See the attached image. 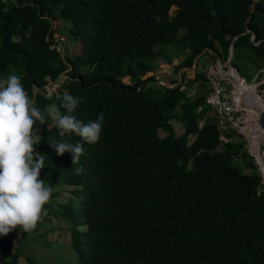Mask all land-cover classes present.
<instances>
[{
	"label": "trees",
	"instance_id": "trees-1",
	"mask_svg": "<svg viewBox=\"0 0 264 264\" xmlns=\"http://www.w3.org/2000/svg\"><path fill=\"white\" fill-rule=\"evenodd\" d=\"M235 38L238 72L244 55L263 70L264 0H0V79L19 75L45 116L36 125L35 153L45 157L40 179L55 191L74 187L45 207L66 226L39 246L64 264H264L263 178L244 144L233 142L236 130L221 140L206 101L207 74L192 80L184 73L175 88L145 79L157 60L172 64L181 53L177 72L206 49L224 64ZM62 75L59 93L47 97ZM65 94L80 100L76 119L104 114L96 144L63 138L84 147L75 165L71 153L59 156L49 144L62 138L48 108L64 114ZM172 119L184 127L181 136ZM9 234L0 236V264H20L31 237L14 247Z\"/></svg>",
	"mask_w": 264,
	"mask_h": 264
},
{
	"label": "clouds",
	"instance_id": "clouds-1",
	"mask_svg": "<svg viewBox=\"0 0 264 264\" xmlns=\"http://www.w3.org/2000/svg\"><path fill=\"white\" fill-rule=\"evenodd\" d=\"M79 103L78 97L65 94L60 104L64 114L57 108L48 113L62 138L49 144L59 156L71 153L73 165L80 161L84 147L63 138L75 134L87 145L96 144L104 124L103 113L88 123L76 119L72 113ZM37 121L40 125L45 124V116L25 91L21 77L10 73L0 79V236L17 228L31 232L46 215L44 206L52 196V189L40 179L45 157L35 153V147L42 139L38 135ZM260 175L264 176V169Z\"/></svg>",
	"mask_w": 264,
	"mask_h": 264
},
{
	"label": "rangeland",
	"instance_id": "rangeland-1",
	"mask_svg": "<svg viewBox=\"0 0 264 264\" xmlns=\"http://www.w3.org/2000/svg\"><path fill=\"white\" fill-rule=\"evenodd\" d=\"M54 29L60 30V29H63V27L61 23L55 22ZM60 35L61 34L57 33L55 36L58 38ZM174 49H179V48L174 47ZM70 52L73 54L79 53L80 46L76 44H72L70 48ZM247 56L248 55H244L245 58L243 60L237 61L238 69L240 70V73L242 75L241 77L246 78V81L248 83L258 86L259 91L264 96V72L258 71V68H257L258 65L256 61L255 62L250 61L249 59H247L248 58ZM184 57H185V53H181L179 56L174 58L175 60L172 64H168L167 62L163 60H157L158 68L156 69L154 73H149L145 77V79L155 76V79L159 85L165 84L166 88H169V87L175 88L181 84L180 82L181 75H183L184 73L187 74L188 78L190 76L194 78L192 73H190L191 70L189 68L181 69L178 72L176 71V66L181 61L184 60ZM201 58H199L198 65H196L195 67L196 68L195 70L197 73L198 72L206 73L208 78L211 77V75L213 74L218 75L220 78L224 77L219 74L218 67H217V63H218L217 60L215 61L210 57H206V58L203 57L202 59ZM223 65L225 66V69L227 70L226 66L228 65V63L226 62ZM191 68L193 69L194 67H191ZM259 74H263L262 77L259 76ZM67 78L68 76L62 75L61 80H59V83L53 84L52 82H50L44 92L45 95L47 97H52L54 94H58L60 91L59 85L63 83L65 80H67ZM176 81H178V83H174ZM124 82L126 84H130V79L127 77L124 79ZM229 83L231 86L230 90L234 91V79L232 77L230 78ZM198 87L199 85H196L195 90H198L199 89ZM194 92H195L194 90H191L190 96L194 95ZM234 98L236 99V96ZM52 108H56V107L54 106L49 107L48 108L49 111ZM243 109L244 110L240 112V118H241V121L243 122L242 127H245V124H246L245 122H248V121L246 118L245 108ZM178 111H179L178 112L179 114L181 110L178 109ZM211 115L215 116L213 111L211 112ZM171 124L173 126L176 136H181L184 133V127L182 126L180 121L176 119H172ZM249 128L251 129V126ZM236 131H237V134L233 138V142L237 144H241V143L244 144L243 150L247 151L250 157L253 158V162L258 167L257 169L258 172L261 173L260 171L261 168L259 164H257L258 163L257 159L255 158L253 154V150L251 148V140L247 138L246 134L243 131H240V130H236ZM159 133L161 137H165V134L162 131H160ZM191 139H194V136H191ZM246 144H249L250 146L248 145L246 148ZM242 157H243L242 153L240 154V156L237 157L238 158L237 163H239L240 165L244 164L242 163L243 161ZM245 172L246 174H250L252 172V169H247L245 170ZM263 183H264V179H263ZM78 188L80 189L81 186H79ZM73 189H74L73 186H70V187L63 186L57 189V191L52 189V196L49 202L44 207L48 205L54 206L55 204H57L58 201H63L65 198L70 196V191ZM56 193H58V195ZM45 210H46V215L42 217V220L40 221V224H41L40 227L37 226L35 230L31 232H22L20 229H18L9 234L12 245L14 247L21 246L24 242V239L26 240L28 236L31 237L30 241H28L29 245L25 246L22 249V256L20 258V264H30L27 258L33 259L34 261H36L37 264H54L57 260H60L59 258L53 257V255L50 254L51 251H49L46 247L39 246V244H44L46 242L47 238L44 235H46L49 231H52L47 236L49 240L57 238L59 236L57 235L58 228L65 227L66 222H65V219H58L57 217L49 214L47 209ZM65 262L66 261L64 258L63 260H60L59 264H64Z\"/></svg>",
	"mask_w": 264,
	"mask_h": 264
},
{
	"label": "bare ground",
	"instance_id": "bare-ground-1",
	"mask_svg": "<svg viewBox=\"0 0 264 264\" xmlns=\"http://www.w3.org/2000/svg\"><path fill=\"white\" fill-rule=\"evenodd\" d=\"M227 75L234 79L233 94L234 97L236 96V101L240 104L247 102L245 111L248 122H245L242 131L251 140L253 154L262 170L264 169V125L262 124L264 96L256 85L248 83L235 70H231ZM250 126L252 130L249 128Z\"/></svg>",
	"mask_w": 264,
	"mask_h": 264
},
{
	"label": "built area",
	"instance_id": "built-area-1",
	"mask_svg": "<svg viewBox=\"0 0 264 264\" xmlns=\"http://www.w3.org/2000/svg\"><path fill=\"white\" fill-rule=\"evenodd\" d=\"M224 76L220 78L218 75L209 77V91L206 95V101L211 106L220 129L221 140L228 142L226 133L231 130L242 131L240 112L244 110L241 104L234 98L233 91L230 90V76L224 73H219ZM195 94V92H194Z\"/></svg>",
	"mask_w": 264,
	"mask_h": 264
},
{
	"label": "water",
	"instance_id": "water-1",
	"mask_svg": "<svg viewBox=\"0 0 264 264\" xmlns=\"http://www.w3.org/2000/svg\"><path fill=\"white\" fill-rule=\"evenodd\" d=\"M248 33H250V31H246L245 33H243L244 35L245 34H248ZM242 34V35H243ZM238 38V37H237ZM237 38H235L234 40H233V42H232V45H231V48H230V56H229V58H228V61H227V63H228V65L226 66L227 68H228V70L226 71V70H224V68H225V66L223 65V62H222V59H221V57L219 56V54L218 53H216V52H214L213 50H211V49H206L201 55H198L196 58H195V61H194V68L192 69V68H189L190 70H191V72L190 73H192V75L194 76V78H192L191 76L189 77L190 79H192V80H194L195 78H196V75H197V72H196V65H198V61H199V58H201L202 56H204V55H206L207 53H210L211 55H213V56H215L216 58H217V67H218V69H219V72L220 73H228V72H230L231 70H235L236 72H237V74H239L238 73V71H237V69L232 65V63H233V60H234V58H235V48H236V41H237ZM252 41H253V43L255 44V45H257V43H256V41H255V35L253 36V39H252ZM260 72H264V70H262V71H260ZM240 75V74H239ZM160 85H162V86H165V84H160ZM166 87V86H165ZM169 88H172V87H169ZM246 103L247 102H243V104H242V107H246ZM262 124L264 125V116H263V118H262ZM249 144H246V148H247V146H248ZM250 146V145H249ZM258 164V163H257ZM260 171H261V169H260ZM262 178L264 179V176H262Z\"/></svg>",
	"mask_w": 264,
	"mask_h": 264
}]
</instances>
